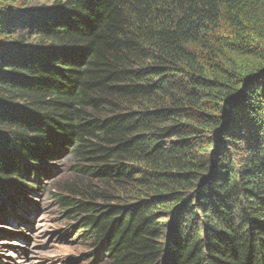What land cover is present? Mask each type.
I'll return each instance as SVG.
<instances>
[{
    "label": "trees",
    "instance_id": "trees-1",
    "mask_svg": "<svg viewBox=\"0 0 264 264\" xmlns=\"http://www.w3.org/2000/svg\"><path fill=\"white\" fill-rule=\"evenodd\" d=\"M263 3L53 0L0 13V214L72 152L103 190L72 182L56 201L111 264H264V64L246 72L231 57L262 46ZM127 181L190 191L159 197L176 205L164 213L94 202Z\"/></svg>",
    "mask_w": 264,
    "mask_h": 264
},
{
    "label": "rangeland",
    "instance_id": "rangeland-1",
    "mask_svg": "<svg viewBox=\"0 0 264 264\" xmlns=\"http://www.w3.org/2000/svg\"><path fill=\"white\" fill-rule=\"evenodd\" d=\"M52 2L53 0H0V13L23 17L28 11L50 7ZM262 6L263 11L257 13L261 21L264 19V3ZM28 39L31 41L35 37L29 35ZM260 45L261 49L257 50L248 49L250 47L243 51L236 50L232 52L231 57L239 68L246 72L251 71L264 64V39ZM196 51L197 58L200 52L198 49ZM150 107H154V104ZM76 165L77 161L72 152L58 155L56 159L44 163L43 166L49 169V172H44L38 182L26 181L16 188V192L21 191L20 200L23 198L25 203L17 200L18 204L8 207L0 214V264H111L105 249L87 239L88 234L83 231L81 215L67 214L56 201L59 193L62 194V188L72 182L90 183L94 188L103 190L99 179L76 171ZM129 165L138 166L132 162ZM139 167L150 174L154 172L148 163H140ZM155 182L154 187H139L127 181L128 184L124 183V193L109 189L105 196H100L94 202L102 207H135L138 203L145 202L150 209L164 213L171 208L170 211L175 210L176 205L159 197L167 196L171 192L185 194L190 191L179 186H161L158 181L152 183Z\"/></svg>",
    "mask_w": 264,
    "mask_h": 264
}]
</instances>
